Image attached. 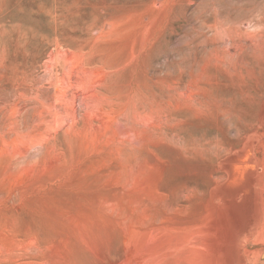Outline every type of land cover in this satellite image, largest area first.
I'll return each mask as SVG.
<instances>
[{
	"label": "rangeland",
	"instance_id": "1",
	"mask_svg": "<svg viewBox=\"0 0 264 264\" xmlns=\"http://www.w3.org/2000/svg\"><path fill=\"white\" fill-rule=\"evenodd\" d=\"M0 264H264V0H0Z\"/></svg>",
	"mask_w": 264,
	"mask_h": 264
},
{
	"label": "bare ground",
	"instance_id": "2",
	"mask_svg": "<svg viewBox=\"0 0 264 264\" xmlns=\"http://www.w3.org/2000/svg\"><path fill=\"white\" fill-rule=\"evenodd\" d=\"M51 56H52V55H51ZM84 72H85V71H84ZM84 72H83V73H84ZM232 183H233V182H232ZM232 188H233V187H232ZM227 210H228V209H227ZM230 210H231V209H230ZM231 215H232V214H231ZM235 218H236V217H235ZM239 219H240V218H239Z\"/></svg>",
	"mask_w": 264,
	"mask_h": 264
}]
</instances>
